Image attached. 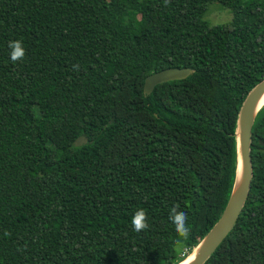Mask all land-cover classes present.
<instances>
[{"label": "trees", "instance_id": "obj_1", "mask_svg": "<svg viewBox=\"0 0 264 264\" xmlns=\"http://www.w3.org/2000/svg\"><path fill=\"white\" fill-rule=\"evenodd\" d=\"M214 2L231 22L204 18ZM169 68L193 73L147 95ZM263 80L264 0H0V264H180L228 204ZM251 158L245 207L205 264H264V107Z\"/></svg>", "mask_w": 264, "mask_h": 264}, {"label": "water", "instance_id": "obj_2", "mask_svg": "<svg viewBox=\"0 0 264 264\" xmlns=\"http://www.w3.org/2000/svg\"><path fill=\"white\" fill-rule=\"evenodd\" d=\"M192 73L193 70L190 68H169L153 73L146 78L144 91L147 95H151L157 86L185 80ZM263 98L264 80L249 93L240 110L237 128L238 166L232 194L219 221L193 250L196 259L191 264H205L210 259L234 229L245 207L254 176L251 158L252 134L256 118L264 107V104L261 105ZM88 142L87 137L81 136L74 145L82 147Z\"/></svg>", "mask_w": 264, "mask_h": 264}, {"label": "clouds", "instance_id": "obj_3", "mask_svg": "<svg viewBox=\"0 0 264 264\" xmlns=\"http://www.w3.org/2000/svg\"><path fill=\"white\" fill-rule=\"evenodd\" d=\"M164 3L166 5L168 0H164ZM8 46L11 49L10 58L13 63L24 59L26 53L21 41H10ZM169 220L174 225V230L179 237L184 239L189 237L191 229L187 224V214L183 211H179L178 206L170 210ZM131 225L135 232H141L149 228L146 211L143 208H139L135 211L131 219ZM195 259L196 254L193 252L191 255L186 256L183 260V264H191Z\"/></svg>", "mask_w": 264, "mask_h": 264}, {"label": "rangeland", "instance_id": "obj_4", "mask_svg": "<svg viewBox=\"0 0 264 264\" xmlns=\"http://www.w3.org/2000/svg\"><path fill=\"white\" fill-rule=\"evenodd\" d=\"M211 25H222L232 21L233 13L218 3H211L204 17Z\"/></svg>", "mask_w": 264, "mask_h": 264}, {"label": "bare ground", "instance_id": "obj_5", "mask_svg": "<svg viewBox=\"0 0 264 264\" xmlns=\"http://www.w3.org/2000/svg\"><path fill=\"white\" fill-rule=\"evenodd\" d=\"M262 104H264V98H263V100H262V102H261V105H262ZM180 264H183V261H182Z\"/></svg>", "mask_w": 264, "mask_h": 264}]
</instances>
